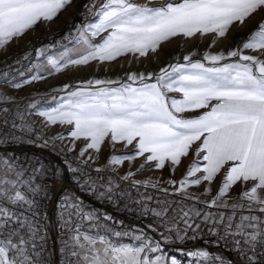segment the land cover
Segmentation results:
<instances>
[{
    "label": "snow or ice",
    "instance_id": "snow-or-ice-1",
    "mask_svg": "<svg viewBox=\"0 0 264 264\" xmlns=\"http://www.w3.org/2000/svg\"><path fill=\"white\" fill-rule=\"evenodd\" d=\"M72 3L73 0H0V51H6L13 40L22 38L38 23L51 22ZM84 8L95 19L77 28L76 43L81 47L65 49L57 56L47 54L49 46L36 49V56H46L47 64L55 72L87 65L93 60L113 61L125 54L144 57L156 53L163 43L177 36L212 34L215 43L216 39L225 38L234 25L243 27L257 13L264 12V0H163L159 4L153 0L142 3L89 0ZM96 37H101L99 43L93 42ZM245 50L257 54L246 55ZM236 57L235 62H225ZM183 60L184 63L161 67L158 73H129L126 80H88L68 91L62 103L53 108L40 109L37 103H29L26 109L18 106L11 128L32 131L29 110L46 125L72 126L67 133L71 138L67 151H75L76 141L83 139L77 159L85 166L95 162L96 157L90 153H99L106 139L113 144L125 142V146L135 142L134 155H111L104 166L94 169L98 174L96 179L84 180L93 191L102 188L100 197L110 201L118 185L112 176L105 181L100 173L108 169L116 172L117 166L140 157L150 167L162 169L170 163L174 169L199 141L196 160L185 175L179 182L168 180L167 183L173 186L174 193L208 209L230 208L231 215L186 205L172 208L176 202L169 200H157L158 207L150 208L147 202L153 197L144 193L135 203L142 205L144 214L150 212L160 219L167 231L175 230L177 239L181 240L189 230H200L194 220L202 218L204 223L212 225L209 228L212 235L232 238L244 264H264V19L257 22L256 29L235 49L226 53L205 52L202 61L193 60L191 55H185ZM11 71H5L0 78L13 89L44 79L41 72H36L17 81L15 77L9 78ZM28 72L32 73V69ZM19 76L25 77V73L21 71ZM69 88L70 85H63V90ZM170 93H181L182 99ZM0 102L10 103L13 98L0 95ZM198 109L209 110L194 118L182 115ZM0 113L7 115L9 109L0 108ZM8 123L7 119L3 120L4 125ZM13 139L18 137L13 135ZM57 139L63 140L64 135L52 138ZM143 167L141 164L136 172L129 170L119 179L131 180L132 187L142 185L168 193L167 188L159 189L158 180L132 179ZM32 171L37 173L40 168ZM24 176V170L15 161L0 158V264H45L40 259L45 236L37 219L38 205L29 196L41 189L39 185L31 187L32 177ZM218 176L220 183L210 200L188 193L190 186L205 185L203 195H210L211 185ZM238 183L242 190L233 197L231 189ZM59 207L61 227L68 233L60 248L64 256L61 264H162L164 258L156 255L160 244L153 245L142 230L138 235L113 232L95 211H83L78 203L68 204L67 198ZM170 210L175 215L169 218ZM237 210H240L238 219ZM111 219L103 216L105 221ZM176 221L183 223L184 235L180 234ZM86 222L89 226L84 230ZM221 225L223 235L218 232ZM121 236L131 237L132 242L112 239ZM188 255L209 257L206 250L191 251ZM216 259L224 264L221 257ZM170 264L181 262L173 257Z\"/></svg>",
    "mask_w": 264,
    "mask_h": 264
},
{
    "label": "built area",
    "instance_id": "built-area-1",
    "mask_svg": "<svg viewBox=\"0 0 264 264\" xmlns=\"http://www.w3.org/2000/svg\"><path fill=\"white\" fill-rule=\"evenodd\" d=\"M73 35L74 30L69 27L53 30L30 41L25 49L0 52V77L5 71L10 69L12 71L9 78L15 77L17 81L34 74V50L36 46L53 41L63 44L71 40ZM30 68L32 73L28 72ZM21 71L25 73V77L19 76ZM0 95L13 98V102L10 103L0 102V108L7 107L9 109L7 115L0 113V158L15 161L24 170L25 179L32 177L31 187L40 186L41 191L38 194L33 196L29 193V196L35 199L38 205L37 219L41 226V234L45 236L40 259L45 261V264H61L64 259L60 248L64 240L68 238V233L61 227L60 213L62 209L59 205L65 202V198H67L68 204L78 203L83 211H95L100 215L101 222L105 223L113 232H131L138 235L142 230L147 238L158 243L159 240L171 243L172 245H168L167 250L177 248L191 251L206 250L209 253V257L204 259V261L208 264H220L216 257H221L224 264H244L243 258L234 248L232 238L220 239L219 236L212 235L209 232V228L212 225L204 223L202 218L194 220V225H200L198 232L189 230L185 239H177L175 230L167 231L166 226L160 219L154 217L150 212L144 214L142 205H137L135 201L140 198L141 193H144L153 197L151 201L147 202L150 208L158 207L157 200L176 202L171 205L172 208L186 205L203 211H223L226 216L231 215L232 210L230 208L208 209L204 204L186 199L183 195L174 193L171 190L165 193L151 187L145 188L142 185L132 187L131 180L124 181L119 179L120 176L125 174L118 169L116 172L108 169L99 174L104 177L105 181H107L109 176H112L116 185H118L116 195L113 196L111 201L106 197H100L99 191H103V189L93 191L84 184V180L88 177L96 179L98 174L94 169L97 166H104L105 163L90 162L87 166L83 165L77 159V154L67 151V148L58 139L52 140L55 137L54 134L48 131L42 120L36 114L31 113V110H29L28 119L32 122V131L22 132L19 129L13 130L11 128L14 113L18 106L21 109H26L29 103H37L38 108H41L49 103V94L43 92L40 87L32 82L22 86L20 89H13L0 78ZM4 119L9 121L7 125L3 124ZM16 123H19V120H16ZM13 135L18 137V139H13ZM45 141H48V143L46 144ZM34 168H40V171L33 173L32 170ZM72 169H78V171L73 172ZM159 189L164 188L159 187ZM121 192L124 193L123 196L120 195ZM189 193L194 194L192 192ZM229 202L231 203V200ZM72 211L75 210L73 209ZM239 214L240 210H237V219ZM256 214L259 215V213ZM104 215L110 216L112 219L105 221L103 220ZM173 215L175 213L171 210L167 213L169 218ZM65 218H68L67 215ZM72 218L74 221L76 220L74 216ZM148 225L153 227L149 228ZM176 225L181 230L180 234L184 235L183 223L176 221ZM88 226L86 222L84 230ZM218 232L223 235L222 225L218 227ZM164 236L170 238L164 239ZM114 241L116 240L114 239ZM160 247H163V245L160 244ZM37 250L40 249L38 248Z\"/></svg>",
    "mask_w": 264,
    "mask_h": 264
},
{
    "label": "rangeland",
    "instance_id": "rangeland-1",
    "mask_svg": "<svg viewBox=\"0 0 264 264\" xmlns=\"http://www.w3.org/2000/svg\"><path fill=\"white\" fill-rule=\"evenodd\" d=\"M88 2L89 0H73L71 6L61 11L54 20L49 23H38L34 27V29L27 31V33L23 35L22 38L13 40L7 46V50L5 52H11L16 49H25L27 44L30 41L34 40L36 37H39L53 30L65 29L67 27L74 30L73 38L66 41L61 47L55 50L49 51L48 48L47 54L57 56L65 49L75 50L81 47V45H78L76 43L77 28L82 27L86 23L94 22L95 19L92 13L87 12L84 8V5ZM136 2L142 3L144 2V0H136ZM153 2L155 4H159L162 3L163 0H153ZM261 19H264V12L257 13L251 20H248L243 27L234 25L227 33V36L225 38H218L216 39L215 43H212V34H206L204 36L196 35L191 38L177 36L175 38H172L170 41L163 43L156 53L150 52L144 57H139L136 54H125L113 61L100 62L97 60H93L87 65L69 66L60 72H55L54 70L50 69V66L47 64L46 56H36V49L48 46L44 44L38 45L34 50V58L35 65H39L40 67H35L34 74L36 72H41V74L44 76V79L34 81L32 83L40 87L41 90L46 94H49V103L41 107L40 109L56 107L57 104L62 103L63 98L66 96V93L68 91H74L77 86H80L83 82H86L88 80H126L127 74L129 73H143L147 75V73L149 72L158 73L161 67H165L172 63H184L183 57L185 55H191L193 60L202 61L203 54L205 52L216 54L223 51L226 53L227 51L235 49L238 45L242 44L256 29L257 22ZM100 41L101 37L93 38V42L99 43ZM244 54L256 55L257 53L251 50H245ZM236 60H238V57L226 60L225 62H235ZM49 71H52L51 75L48 74ZM65 84L70 85V88L63 90V85ZM170 95L174 96L177 99H182L181 93H170ZM196 111L197 110H193V112H190L192 114L189 113L190 115H188L187 112L183 113L182 115H184L185 118H194L196 117ZM37 117L40 118L43 122V119L41 117H39L38 115ZM44 125L46 126V128H48V126H53L46 125L45 123ZM55 125H59L60 127L55 129L54 136L56 137V134H63L64 137L67 138V141L71 142V138L67 136V133L71 131L72 126L66 124L61 125L59 123ZM49 132L51 133V131ZM134 144L135 142L132 145L127 146H125V142H117L113 144L109 139H106L103 143V148L101 149V151L99 153L95 152V162H97L98 164H104L111 155H134ZM75 145L77 150L76 154L78 155L80 148L84 145V140L81 139L79 141H76ZM77 146L79 147V149H77ZM195 149L196 147L191 146L188 154L181 158L180 165L176 166L174 169L170 163H166L162 169H156L154 165L150 167L149 164L144 162L143 157L136 158L131 162L125 161L121 166H117V169L126 174L129 170L136 172V170L140 168V165L144 164L143 169L137 172L132 179L144 180L147 178H152L153 181L158 180L160 182L159 187L164 186L163 188L167 189L173 188V186L168 184L167 181L175 180L179 182V180L185 175L188 167L193 163V161L196 160L197 153L195 152ZM220 179L217 178L216 181L211 185L212 192L208 196L215 195L217 187L220 183ZM204 187L205 185L190 186L187 191L188 193L193 192L196 196L208 197L203 195ZM240 187L242 188V186ZM126 239L127 238H124V242L122 243H129V241H127ZM151 241L153 242V245L156 243V241L152 239ZM189 252H191V250L177 248L174 250H159L156 255H161L164 258L162 264H170L171 258L173 257L179 260L181 264H198L200 260H203V258L189 256Z\"/></svg>",
    "mask_w": 264,
    "mask_h": 264
},
{
    "label": "crops",
    "instance_id": "crops-1",
    "mask_svg": "<svg viewBox=\"0 0 264 264\" xmlns=\"http://www.w3.org/2000/svg\"><path fill=\"white\" fill-rule=\"evenodd\" d=\"M207 110H209V109H198L197 111H196V117L197 116H199V115H202L203 114V112L204 111H207ZM187 112V114L188 115H190V114H192V113H190V112H193V111H186ZM190 113V114H189ZM199 141H197L196 143H194L193 145H192V147H196V149H197V147H198V145H199ZM196 149H195V152L197 153V151H196ZM218 179H220V176H218L217 177ZM240 186H242L241 184H237V185H235L232 189H231V192H230V195H232V196H236L241 190H242V188L240 187ZM164 187V186H163ZM162 187V188H163ZM166 187V186H165ZM173 188H169L168 190H171V191H173L174 192V189L172 190ZM193 193V192H192ZM200 197V196H199ZM212 198V196H208V197H200V199H202V200H210ZM198 264H208V263H206L205 261H204V259L203 260H200V262L198 263Z\"/></svg>",
    "mask_w": 264,
    "mask_h": 264
},
{
    "label": "trees",
    "instance_id": "trees-1",
    "mask_svg": "<svg viewBox=\"0 0 264 264\" xmlns=\"http://www.w3.org/2000/svg\"><path fill=\"white\" fill-rule=\"evenodd\" d=\"M44 45H48L49 46L48 47L49 48V51H52V50H55V49L61 47L63 44H60V43H57V42H54L53 41V42H50V43H46ZM124 238H127L126 239L127 241L132 242L130 237H125V236H121V237H118V238L117 237H114V239L116 240V242H124L123 241ZM159 243L163 245V247H160V249H159L161 251L167 250L168 245H172L171 243H168V241L167 242H162L161 240H159Z\"/></svg>",
    "mask_w": 264,
    "mask_h": 264
},
{
    "label": "bare ground",
    "instance_id": "bare-ground-1",
    "mask_svg": "<svg viewBox=\"0 0 264 264\" xmlns=\"http://www.w3.org/2000/svg\"><path fill=\"white\" fill-rule=\"evenodd\" d=\"M58 127H60L59 125H53V126H48V128H49V131H51V133L52 134H54L55 133V129H57ZM47 128V129H48ZM60 129V128H59ZM59 135V134H58ZM56 136H57V134H56ZM59 140V139H58ZM60 142H62V144L67 148V146L70 144V142L69 141H67V138L66 137H64V139L63 140H59ZM102 148H103V146H102ZM77 149H79V147L77 146ZM76 152H77V150H76V145H75V151H73V153H75L76 154ZM92 156H94V155H96V153L95 152H92V153H90ZM98 159H99V157H98ZM96 161V160H95ZM98 162H100V161H98Z\"/></svg>",
    "mask_w": 264,
    "mask_h": 264
}]
</instances>
